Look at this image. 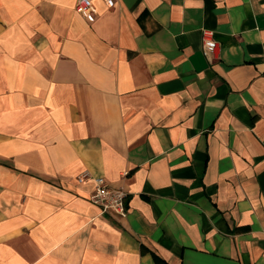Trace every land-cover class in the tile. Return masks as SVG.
<instances>
[{
    "label": "crops",
    "instance_id": "obj_1",
    "mask_svg": "<svg viewBox=\"0 0 264 264\" xmlns=\"http://www.w3.org/2000/svg\"><path fill=\"white\" fill-rule=\"evenodd\" d=\"M76 3L0 0V264H264V0Z\"/></svg>",
    "mask_w": 264,
    "mask_h": 264
},
{
    "label": "built area",
    "instance_id": "obj_2",
    "mask_svg": "<svg viewBox=\"0 0 264 264\" xmlns=\"http://www.w3.org/2000/svg\"><path fill=\"white\" fill-rule=\"evenodd\" d=\"M96 0H77L76 10L86 19L95 14L94 3ZM110 6L114 0H105ZM220 46L215 40L214 31L208 28L202 30V51L207 60L213 63L217 58ZM88 174H83L80 181H84ZM95 192L90 200L101 209L102 213L114 214L120 217L128 215L129 192L124 187H113L104 177L95 178Z\"/></svg>",
    "mask_w": 264,
    "mask_h": 264
}]
</instances>
